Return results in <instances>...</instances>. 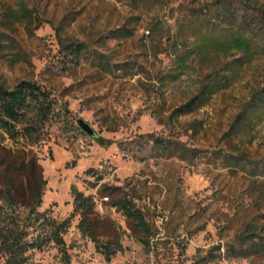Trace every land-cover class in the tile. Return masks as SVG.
<instances>
[{"label": "rangeland", "instance_id": "rangeland-1", "mask_svg": "<svg viewBox=\"0 0 264 264\" xmlns=\"http://www.w3.org/2000/svg\"><path fill=\"white\" fill-rule=\"evenodd\" d=\"M22 80L56 104L38 211L69 221L25 264H264V0H0V85ZM104 186L144 210L148 252Z\"/></svg>", "mask_w": 264, "mask_h": 264}, {"label": "trees", "instance_id": "trees-1", "mask_svg": "<svg viewBox=\"0 0 264 264\" xmlns=\"http://www.w3.org/2000/svg\"><path fill=\"white\" fill-rule=\"evenodd\" d=\"M192 103L174 111L187 113ZM55 101L50 93L32 81L22 80L13 87L0 85V260L2 264H25L27 253L38 251L49 242L64 246L61 235L69 221L58 223L38 209L46 180L33 150L48 140L46 127L54 119ZM6 140L12 146L3 144ZM104 197L126 221L127 229L143 250H150L152 230L145 212L121 187L104 186ZM72 216L79 217L78 230L91 237L95 202L93 197L71 188ZM48 229V233L47 230ZM94 241V240H93ZM111 250L108 249L109 253ZM67 257L66 252L63 253ZM68 262V259H66Z\"/></svg>", "mask_w": 264, "mask_h": 264}, {"label": "water", "instance_id": "water-1", "mask_svg": "<svg viewBox=\"0 0 264 264\" xmlns=\"http://www.w3.org/2000/svg\"><path fill=\"white\" fill-rule=\"evenodd\" d=\"M77 125H78L79 129L83 133H85L87 136H89V137H93L94 136V132L91 129V127L87 123H85L83 120H81V119L78 120L77 121Z\"/></svg>", "mask_w": 264, "mask_h": 264}]
</instances>
